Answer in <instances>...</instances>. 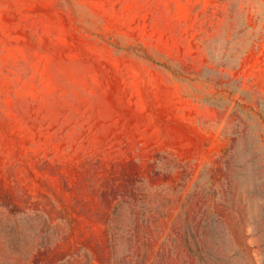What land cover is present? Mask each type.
I'll use <instances>...</instances> for the list:
<instances>
[{
    "label": "rangeland",
    "instance_id": "374dc122",
    "mask_svg": "<svg viewBox=\"0 0 264 264\" xmlns=\"http://www.w3.org/2000/svg\"><path fill=\"white\" fill-rule=\"evenodd\" d=\"M0 264H264V0H0Z\"/></svg>",
    "mask_w": 264,
    "mask_h": 264
}]
</instances>
